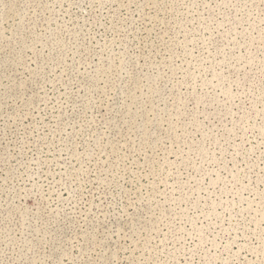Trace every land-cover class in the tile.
I'll return each mask as SVG.
<instances>
[{"label": "rangeland", "instance_id": "obj_1", "mask_svg": "<svg viewBox=\"0 0 264 264\" xmlns=\"http://www.w3.org/2000/svg\"><path fill=\"white\" fill-rule=\"evenodd\" d=\"M0 264H264V0H0Z\"/></svg>", "mask_w": 264, "mask_h": 264}]
</instances>
